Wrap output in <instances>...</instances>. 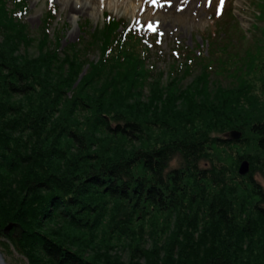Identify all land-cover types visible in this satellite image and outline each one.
Wrapping results in <instances>:
<instances>
[{"label":"trees","instance_id":"trees-1","mask_svg":"<svg viewBox=\"0 0 264 264\" xmlns=\"http://www.w3.org/2000/svg\"><path fill=\"white\" fill-rule=\"evenodd\" d=\"M27 5L0 0V227L14 221L23 230L9 239L41 264H97L71 247L112 250L144 234L150 245L129 248L128 258L148 252L151 264H264L255 158L224 151L218 165H201L208 150L238 142L264 150L256 71L211 87L206 76L220 62L210 43L208 56L187 51L180 62L176 44L162 69L150 59L152 32L120 31L123 21L109 13L89 40L82 35L63 47L48 30L55 3L47 2L42 33L34 36L20 17ZM257 9L264 17V0ZM234 35L245 34L237 25ZM90 45L99 47L96 60ZM155 85L162 93L150 90ZM232 129L242 132L236 141L224 137ZM174 157L181 163L170 168ZM232 159H249L250 169L230 182L222 160L229 166ZM53 221L70 228L61 242L40 230Z\"/></svg>","mask_w":264,"mask_h":264},{"label":"rangeland","instance_id":"rangeland-1","mask_svg":"<svg viewBox=\"0 0 264 264\" xmlns=\"http://www.w3.org/2000/svg\"><path fill=\"white\" fill-rule=\"evenodd\" d=\"M75 1L27 0L26 9L28 11L22 12L20 17H23L27 22L31 36L37 35L38 32L40 34L42 33L40 27L47 12V2L55 3L57 12L54 14L48 30L50 35L54 36L53 42L59 39L61 46L65 47L67 43H76L79 36L83 35L87 39L88 33L102 27L106 15L104 13H109L110 17L115 20L123 21L118 27L120 31L136 28L153 32L151 37H146V42L152 49L150 59L162 69L167 68L168 64L172 62V49H174L172 47L177 48L176 44L181 43L179 48L181 55L178 57L179 59L177 58L178 62L184 60L182 56L187 51H191L197 56L202 51V55L207 54L208 56L211 45L214 52L217 53L212 58H218L220 64L217 61L211 64V74L206 76L210 86L221 85L217 82L219 80L225 86L227 85L226 79L229 80L226 77L234 73H241L240 71L243 73L256 71L255 75L259 77V80L255 82V93H257L262 105L264 104V17L259 16L261 13L257 9L259 0H224L219 15H217V9L220 6V0H211L210 6L208 0H187V2H184V0H132L134 7L131 10L129 8L130 0H92V3H90V0H79L78 5L74 6L73 2ZM86 1L88 3L85 6ZM230 12L234 13V18H232ZM237 25L242 29V34H245L244 37L234 35ZM243 40L246 41L245 46L240 43ZM90 48L88 57L96 60L100 54L99 47L90 45ZM30 51L34 52V49ZM222 59L224 62L221 65ZM223 70H226L225 77L222 74ZM200 75L198 72L194 78L188 75L182 77L183 81L174 80L175 84L172 85V88L181 87V82H183L182 85L189 84ZM176 83L178 84L176 85ZM161 87L155 85L150 90L157 95L158 92L162 93ZM165 87L168 88L169 85ZM250 142L247 140V142H238L236 145L232 144L233 147L229 145L215 151L208 150L209 155H207V158L202 159L201 165L207 164L206 159L217 161L218 154L224 157V151L227 153L226 155L233 157H237V151L249 153L255 158L254 163L258 165V169L253 176L264 189V167L260 168L264 163V150L257 149L255 144ZM123 144L125 143H122V147ZM124 148L127 150L126 147ZM115 152L113 155H115ZM241 160L235 163L232 159L229 166L226 165L225 160H222V163L225 164L222 165L226 167L223 173L225 180L233 182L242 179V175L240 176L238 173ZM246 160L249 161V159ZM179 163H181V158L174 157L169 167L178 166ZM215 163V165H218L217 162ZM233 165L237 166L236 173L238 176H234L232 173ZM7 192L11 193L12 191ZM2 228L0 227V253L5 264H41L38 260H35V258L37 259L36 255L34 258H30L20 250L17 241L9 239L8 234H5ZM67 229L70 228H67L66 224L60 221L46 223L40 228V230L48 232L60 242L63 240V231ZM10 232L13 233L12 229L9 230ZM142 244L146 248L150 245L148 236H145V234L143 239H128L123 246L115 247L112 250H106L103 245H95V243L83 249L81 247L71 248L80 251L86 258L97 264H151L153 257H150L148 252L145 258L143 256L130 258V255V261L126 256L129 253V248L141 246ZM35 254L37 253L35 252Z\"/></svg>","mask_w":264,"mask_h":264},{"label":"water","instance_id":"water-1","mask_svg":"<svg viewBox=\"0 0 264 264\" xmlns=\"http://www.w3.org/2000/svg\"><path fill=\"white\" fill-rule=\"evenodd\" d=\"M242 135V132H240L239 130H228L225 132L224 137L236 141V139H239ZM239 168H238V173L240 175H245L248 173L249 169H250V165H249V161H247L246 159H243L240 161L239 164ZM13 231L14 234H20L23 232L21 224H19L18 222H14V221H10L8 224H6L3 228L2 231H4L5 234H9V230ZM0 264H5L2 254L0 253Z\"/></svg>","mask_w":264,"mask_h":264},{"label":"bare ground","instance_id":"bare-ground-1","mask_svg":"<svg viewBox=\"0 0 264 264\" xmlns=\"http://www.w3.org/2000/svg\"><path fill=\"white\" fill-rule=\"evenodd\" d=\"M78 2H79V0H76L75 2H73L74 3V6H77L78 5ZM87 3H88V1H86L85 3H84V5L86 6L87 5ZM90 3H92V0H90ZM89 6V5H88ZM129 8H130V10L132 9V7H134V5H133V1L132 0H130V4H129Z\"/></svg>","mask_w":264,"mask_h":264},{"label":"snow or ice","instance_id":"snow-or-ice-1","mask_svg":"<svg viewBox=\"0 0 264 264\" xmlns=\"http://www.w3.org/2000/svg\"><path fill=\"white\" fill-rule=\"evenodd\" d=\"M184 2H187V0H184ZM223 3H224V0H220V6H219L218 9H217V15L220 14V7L223 6ZM208 4H209V6L211 5V0H208ZM178 10H179V9H178Z\"/></svg>","mask_w":264,"mask_h":264}]
</instances>
